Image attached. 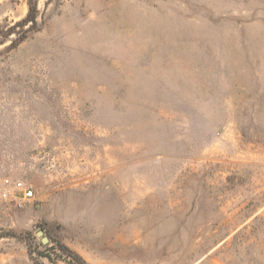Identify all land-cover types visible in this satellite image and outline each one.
Segmentation results:
<instances>
[{
    "label": "rangeland",
    "instance_id": "374dc122",
    "mask_svg": "<svg viewBox=\"0 0 264 264\" xmlns=\"http://www.w3.org/2000/svg\"><path fill=\"white\" fill-rule=\"evenodd\" d=\"M27 11L0 0V188L34 191L0 264H264V0Z\"/></svg>",
    "mask_w": 264,
    "mask_h": 264
},
{
    "label": "built area",
    "instance_id": "2783aa9c",
    "mask_svg": "<svg viewBox=\"0 0 264 264\" xmlns=\"http://www.w3.org/2000/svg\"><path fill=\"white\" fill-rule=\"evenodd\" d=\"M34 197L32 187L22 180H14L10 177L2 179L0 188V198L13 202L17 207H22Z\"/></svg>",
    "mask_w": 264,
    "mask_h": 264
},
{
    "label": "trees",
    "instance_id": "16d2710c",
    "mask_svg": "<svg viewBox=\"0 0 264 264\" xmlns=\"http://www.w3.org/2000/svg\"><path fill=\"white\" fill-rule=\"evenodd\" d=\"M27 5H28V11L27 14L25 16V18H23L21 21L16 22L14 24V26L17 27H23L24 25H30L28 30L25 31L24 33L30 31V30H34L35 25H36V16H37V0H27ZM26 37L22 36L21 38L17 39V42H20L22 40H24ZM2 43V42H0ZM59 251L61 252L62 256L60 255V257L63 258V260L65 259H69V264H85V262L79 258L78 255H76L73 251L69 250L66 247L63 246H59ZM47 259L49 261H52L51 258L49 256H46ZM74 259H76V261H73ZM66 261V262H68Z\"/></svg>",
    "mask_w": 264,
    "mask_h": 264
},
{
    "label": "water",
    "instance_id": "95a60500",
    "mask_svg": "<svg viewBox=\"0 0 264 264\" xmlns=\"http://www.w3.org/2000/svg\"><path fill=\"white\" fill-rule=\"evenodd\" d=\"M36 235H37V236H41V235H42V232H41V231H38V232L36 233ZM47 241H48L47 238H42V243H43V244L47 243Z\"/></svg>",
    "mask_w": 264,
    "mask_h": 264
}]
</instances>
